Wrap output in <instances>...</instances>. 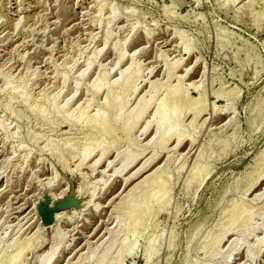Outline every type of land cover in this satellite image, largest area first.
<instances>
[{"label":"rangeland","instance_id":"obj_1","mask_svg":"<svg viewBox=\"0 0 264 264\" xmlns=\"http://www.w3.org/2000/svg\"><path fill=\"white\" fill-rule=\"evenodd\" d=\"M262 161L264 0H0V264H264Z\"/></svg>","mask_w":264,"mask_h":264},{"label":"bare ground","instance_id":"obj_2","mask_svg":"<svg viewBox=\"0 0 264 264\" xmlns=\"http://www.w3.org/2000/svg\"><path fill=\"white\" fill-rule=\"evenodd\" d=\"M259 13V12H258ZM261 13V12H260ZM224 38H226V37H224ZM185 43H186V41H185ZM183 44H184V42H183ZM186 46H187V43H186ZM122 59H124V54H123V52L122 53H120V56H119V61H121ZM180 62V61H179ZM175 65V64H174ZM176 65H177V63H176ZM179 65V64H178ZM153 71V70H152ZM170 72V71H169ZM101 81V80H100ZM124 85V84H123ZM94 87V86H93ZM98 88V87H97ZM129 88V87H128ZM127 88V89H128ZM132 88H134V83H133V85H132ZM98 90V89H97ZM176 89H172V90H170V91H168L167 92V94L165 95V97L163 98V100H164V102H165V105L162 107L163 108V110L159 113V115L157 116V119H156V125H157V129H158V131H159V129L161 128V126H162V124H164V123H166L165 122V120H168V119H170L172 116H174L175 118L176 117H178L179 119L180 118H183L182 116L185 114V116L187 115V112H188V110H185V108H186V105H189L190 103H189V100L191 101V99H189V96H188V94H187V91H185V92H183L184 93V95L182 96L181 94L180 95H177L176 94ZM176 98H178V99H176ZM176 99V100H175ZM92 100V99H91ZM121 100V99H120ZM121 103H124V102H121ZM121 103L119 104V105H121ZM121 109V108H120ZM204 110H205V108L204 107H201L200 106V108L199 107H197L196 105L194 106V108H193V112H194V120L200 115V114H202L203 112H204ZM107 111V110H106ZM106 111H103L104 113L106 112ZM100 113V112H99ZM98 114V113H97ZM96 114V115H97ZM106 114V113H105ZM221 115V114H220ZM123 116V115H122ZM104 118V117H103ZM107 120L106 119H103L102 120V123H105ZM193 121V120H192ZM98 122H99V120H98ZM176 125H173V126H171V127H169V128H166V130H164V131H162V133H164V137L162 138V141L163 140H168L170 137H172V136H175L178 140V142H177V146H180V144H183V141L184 140H188V141H192V140H190V137L188 138H186L185 137V134L183 135V133L181 132H178V130H177V126L179 125V123L180 122H174ZM173 123V124H174ZM182 125V124H181ZM181 125H180V127H181ZM148 124L145 126V128H144V130H146L148 127ZM183 129V128H182ZM181 130V129H180ZM184 130V129H183ZM183 130H181V131H183ZM127 132V131H126ZM183 132H185V131H183ZM186 134H188L187 132H185ZM167 134H171V135H168L167 136ZM191 135V134H190ZM212 142V141H211ZM162 143V142H161ZM176 146V147H177ZM184 147V146H183ZM205 149V148H204ZM203 149V150H204ZM138 156V155H137ZM154 157H156V156H154ZM154 157L153 158H150L149 160L150 161H152L153 163H154V161L156 160V158H155V160L153 161L152 159H154ZM138 157H133L132 159H130V161L123 167V168H121V173L125 170V169H128V168H130L129 166L132 164H134L138 159H137ZM100 159V158H99ZM203 159V158H202ZM146 160V159H145ZM98 161L99 160H97L96 162H94L93 164H92V166L94 167L97 163H98ZM144 162V161H143ZM146 162H149V161H146ZM151 162V163H152ZM199 162H200V160H199ZM262 162H264V161H262ZM150 163V164H151ZM204 163V162H203ZM263 164V163H262ZM264 165V164H263ZM139 166V165H138ZM141 166H142V163H141ZM141 166H139L140 167V169L138 170V169H136L137 171H134V172H132V174H130V176L128 177L127 176V178L126 179H124V181L125 182H129L130 180H132V179H134V177L137 175V174H139V172L141 173L142 172V170L144 169L145 170V168L146 169H148L150 166H149V164H144L143 163V166L141 167ZM149 166V167H148ZM202 166V165H201ZM198 167V166H197ZM138 168V167H137ZM153 168V167H152ZM202 168V167H201ZM159 168H157L156 170H155V172L158 170ZM134 170H135V167H134ZM152 171V170H151ZM263 171V170H262ZM95 172V171H94ZM142 174V173H141ZM203 175V174H202ZM264 176V172L258 177V178H256V180H253L254 182H252V184L250 185V187H249V189L248 190H251L252 188H254V187H256L257 186V184H258V182H259V179L260 178H262L263 176ZM152 176H154V172H152V173H150L148 176H145V178H143L142 180H140V181H138V183H136V184H134L133 186H131V188L129 189V191H128V193H131V192H134L137 188H139L142 184H149L150 182H154L155 180L154 179H152L153 177ZM126 177V176H125ZM124 178V177H123ZM138 178V177H137ZM203 179H204V176L200 179L201 181L200 182H202L203 181ZM125 184V183H124ZM159 184V183H158ZM152 185H154V184H152ZM158 186V185H157ZM157 186H155L156 188H158ZM150 187V186H149ZM149 187H147V188H149ZM129 188V187H128ZM127 188V189H128ZM144 188V187H143ZM154 188V187H153ZM144 189H146V188H144ZM155 189V188H154ZM153 189V190H154ZM152 190V189H151ZM150 190V191H151ZM142 191V190H141ZM144 191H146L147 192V189L146 190H144ZM143 191V192H144ZM142 192V193H143ZM264 192V191H263ZM138 193V192H137ZM136 193V194H137ZM244 195V194H243ZM138 197H139V193H138ZM142 197V196H141ZM133 200V199H132ZM139 200V199H138ZM141 200H139V202H140ZM143 201V200H142ZM138 202V204H141V205H143L142 204V202H140L139 203ZM144 202V201H143ZM237 202V201H236ZM146 202H144V204H145ZM138 204H136L137 206H138ZM235 205H237V203L235 204ZM240 206V205H239ZM145 207H147V206H145ZM236 207V206H235ZM240 207H242V204H241V206ZM148 208V207H147ZM236 209H239V207H237ZM142 210H144V209H142ZM131 211H134L133 209L131 210ZM136 211H138V210H136ZM139 211H140V208H139ZM148 211V210H147ZM238 210H236L235 212H237ZM58 212V211H57ZM245 212V211H244ZM243 212V213H244ZM136 214H137V212H135ZM145 212H143V214H144ZM240 213H242V212H240ZM242 213V214H243ZM248 213V212H247ZM141 214H142V212H141ZM140 213H138V215H136V220L137 221H139V219H141V217H140V215H141ZM249 214V213H248ZM236 215V214H235ZM239 215V214H238ZM56 217V216H55ZM144 217V216H143ZM143 219V218H142ZM233 219V218H232ZM136 221V222H137ZM229 221V220H228ZM232 223H233V221H231ZM229 223H230V221H229ZM41 226H43V225H41ZM226 226V225H225ZM231 229H232V227H230ZM228 229V230H230L231 231V229ZM97 229V228H96ZM147 229V228H146ZM227 229H226V232L228 231ZM229 232V231H228ZM93 235H94V233H93ZM225 235H226V233L224 232H222V235H221V237L219 236L218 237V242L220 243L223 239H224V237H225ZM98 236V235H97ZM96 236V237H97ZM217 240V239H216ZM17 244V243H16ZM88 244V243H87ZM90 244V243H89ZM19 247V246H18ZM17 247V248H18ZM26 247V245H24L23 243H21V245H20V249H19V251H18V253H17V251H16V253H17V256H16V258H15V260H14V264H18V262H19V259H20V257H21V252H22V249H24ZM151 248V247H150ZM150 248H148L149 250H150ZM152 249V248H151ZM74 250H75V248H74ZM81 252V251H80ZM151 252V251H150ZM149 252V253H150ZM155 252V251H154ZM153 253V252H152ZM152 253H150V254H152ZM149 256H151V255H149ZM50 259H51V257L48 259V261L46 262V264H49V262H50ZM21 262V261H20Z\"/></svg>","mask_w":264,"mask_h":264},{"label":"water","instance_id":"obj_3","mask_svg":"<svg viewBox=\"0 0 264 264\" xmlns=\"http://www.w3.org/2000/svg\"><path fill=\"white\" fill-rule=\"evenodd\" d=\"M68 202L57 203L53 205L49 198L39 207V213L45 226H49L55 222V213L61 211Z\"/></svg>","mask_w":264,"mask_h":264}]
</instances>
